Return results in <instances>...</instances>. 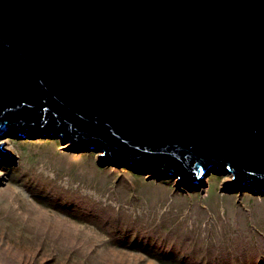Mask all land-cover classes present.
Masks as SVG:
<instances>
[{
	"label": "water",
	"instance_id": "1",
	"mask_svg": "<svg viewBox=\"0 0 264 264\" xmlns=\"http://www.w3.org/2000/svg\"><path fill=\"white\" fill-rule=\"evenodd\" d=\"M54 131L264 190V0H0V138Z\"/></svg>",
	"mask_w": 264,
	"mask_h": 264
},
{
	"label": "rangeland",
	"instance_id": "2",
	"mask_svg": "<svg viewBox=\"0 0 264 264\" xmlns=\"http://www.w3.org/2000/svg\"><path fill=\"white\" fill-rule=\"evenodd\" d=\"M0 143L10 153L0 157V218L76 213L81 264H264V190L229 188L230 170L214 165L196 183L134 164L103 167L102 150L64 144L55 131L9 132ZM16 256L0 237V264Z\"/></svg>",
	"mask_w": 264,
	"mask_h": 264
},
{
	"label": "bare ground",
	"instance_id": "3",
	"mask_svg": "<svg viewBox=\"0 0 264 264\" xmlns=\"http://www.w3.org/2000/svg\"><path fill=\"white\" fill-rule=\"evenodd\" d=\"M63 213L55 220H39L24 210L0 218V237L18 264H81L79 219L76 213Z\"/></svg>",
	"mask_w": 264,
	"mask_h": 264
}]
</instances>
